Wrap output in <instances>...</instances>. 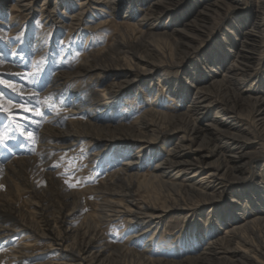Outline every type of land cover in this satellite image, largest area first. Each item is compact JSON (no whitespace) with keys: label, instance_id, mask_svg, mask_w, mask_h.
<instances>
[{"label":"rangeland","instance_id":"rangeland-1","mask_svg":"<svg viewBox=\"0 0 264 264\" xmlns=\"http://www.w3.org/2000/svg\"><path fill=\"white\" fill-rule=\"evenodd\" d=\"M93 58L101 68L131 63V70L74 75ZM124 80L132 81L128 89L135 93L110 99L108 89ZM202 90L210 92L207 100L200 99ZM261 103L264 0H0V229L17 218L44 229L60 213L75 211L68 198L79 192L75 201L82 210L69 241L77 230L95 233L108 248L100 264H264ZM159 112L164 119L154 116ZM87 122L110 128L90 131ZM84 125L107 139L125 135L119 126L134 127L142 141L98 148L83 136L71 143L66 127ZM172 127L176 132H163ZM192 127L200 132L193 140ZM152 129L158 134L148 138ZM228 133L241 136L242 148L226 141ZM202 137L212 142L196 151ZM241 152L244 158L232 160ZM197 153L207 156L195 176L169 166ZM159 164L163 176L151 178L160 174ZM237 164L234 177L208 181L218 166ZM126 165L133 176L115 180ZM190 186L215 192L199 196L185 189ZM108 199L133 210L145 201L168 209L159 219L110 214ZM237 221L254 222L229 236ZM23 233L0 238V264H19L14 250L21 242L31 254L21 264L69 262L47 241Z\"/></svg>","mask_w":264,"mask_h":264},{"label":"bare ground","instance_id":"bare-ground-1","mask_svg":"<svg viewBox=\"0 0 264 264\" xmlns=\"http://www.w3.org/2000/svg\"><path fill=\"white\" fill-rule=\"evenodd\" d=\"M98 1V0H97ZM160 1V0H159ZM110 2V1H109ZM100 4H101V2H100ZM164 5V4H163ZM26 6V5H25ZM195 13V12H194ZM194 16V15H193ZM81 17V16H80ZM72 26V25H71ZM249 33V32H248ZM182 36V35H181ZM190 36V35H189ZM188 37V35L187 36H185V37H183L184 38V40H186V38ZM254 38V37H253ZM251 39V38H250ZM188 40V39H187ZM186 40V41H187ZM246 42V41H245ZM182 45H184V46H186V47H188V44L186 43V42H184V43H182L181 44V46ZM243 45V44H242ZM183 46V47H184ZM244 46V45H243ZM180 47V46H179ZM189 48V47H188ZM241 48V47H240ZM247 48V47H246ZM182 49V48H181ZM183 49H185V48H183ZM242 49V48H241ZM247 52V51H246ZM250 52V51H249ZM242 54V57H244V53H241ZM102 56V55H101ZM239 56V55H238ZM241 56V55H240ZM248 55H246V58H248L247 57ZM137 58L142 62V63H144V62H146V63H152V64H155L154 62H150V61H148V60H146V58L144 59L143 57H141V56H137ZM241 58V57H240ZM239 58V59H240ZM95 58H93V60L92 61H90V62H85L84 63V65H82V67H80V70H78V71H74L75 73H74V75L75 76H80V75H82V73H85V72H90V71H92V70H96V69H107V70H109V71H130L131 70V67L130 66H132L131 65V63L129 64V63H123V64H120L119 66L118 65H115V64H110V65H104V66H102V68L101 67H98L97 65H92V64H94L95 63ZM237 60V59H236ZM94 61V63H92ZM101 61V60H100ZM246 61V60H245ZM247 61H249V60H247ZM246 61V62H247ZM239 62H241V61H239ZM89 63V64H88ZM98 63V62H97ZM238 63V62H237ZM243 63V62H242ZM240 65V64H239ZM239 65H237L236 67H238ZM152 67H151V70L153 69V65H151ZM241 66V65H240ZM245 67V66H244ZM243 67V68H244ZM139 68V67H138ZM238 68H241V67H238ZM155 69V68H154ZM231 69V68H230ZM229 70V69H228ZM234 70H235V68H234ZM233 72H235V71H233ZM107 73V72H106ZM112 73V72H111ZM114 73V72H113ZM135 73V72H134ZM133 73V74H134ZM227 73V72H226ZM228 74H230L229 72H228ZM234 74V73H233ZM111 75V74H110ZM136 76V75H135ZM106 77H107V75H106ZM109 78V77H108ZM110 78H112V77H110ZM125 78V77H124ZM128 78V77H127ZM126 78V79H127ZM132 81L131 80H124V81H122V83H117V84H112L111 85V87L108 89V95H109V97H110V99L111 98H114V96L116 95V94H119L118 92H127V94L128 93H135V91L134 90H132V89H128V88H130V85L132 84L131 83ZM234 83V82H233ZM109 86V85H108ZM113 87H115V88H113ZM201 89V88H200ZM204 94H203V93ZM202 92H201V96H203V97H201L200 99L201 100H207V95H209V91H205V90H202ZM209 92V93H208ZM196 95V94H195ZM199 95V94H198ZM194 97V96H193ZM196 97V96H195ZM198 99V98H197ZM197 101V100H196ZM195 101V102H196ZM198 102V101H197ZM214 102V101H213ZM203 103V102H202ZM199 104V103H198ZM257 104V103H256ZM200 105V104H199ZM202 105V104H201ZM260 105V104H259ZM78 106V105H77ZM194 106V105H193ZM203 106H204V104H203ZM205 106H206V104H205ZM227 106V105H226ZM261 107H260V109H259V111H258V116H260V115H264V104L263 103H261V105H260ZM104 107V106H103ZM199 107V106H198ZM229 107L230 108H232L231 106H230V104H229ZM150 109H152V108H150ZM200 109V108H199ZM204 109V108H203ZM228 110H229V108H227ZM256 109H257V107H256ZM231 111H232V109H230ZM147 111V110H146ZM157 111V110H156ZM224 112H226V111H224ZM233 112V111H232ZM224 114V113H223ZM230 114V113H229ZM225 115H226V113H225ZM231 115V114H230ZM142 116H145V114L144 115H142ZM154 116H162V118L164 117V115L163 114H161L160 112L159 113H156V114H154ZM227 116V115H226ZM232 117V116H231ZM141 118V117H140ZM161 118V119H162ZM164 119V118H163ZM227 120V119H226ZM140 121H141V119H140ZM139 121V123H141ZM143 121V120H142ZM191 123V122H190ZM222 124V123H221ZM232 124V123H231ZM86 125H89V126H91L90 127V131L92 130V129H98V130H108L110 127L109 126H99V125H96L95 123H91V122H87L86 123ZM86 125H84L85 126V128H81V130H75V129H72L71 128V126L69 127V128H67L66 127V129H68L67 130V132H69V134L67 135L68 136V139L71 141V143L73 142V141H75V140H78L80 137H83V136H87L88 138L90 137L91 138V140L92 141H94V144L96 145V147H103L104 148V142H106L105 144L108 146L109 144H112L114 147H115V145H119V144H122V143H126V142H130V141H139V142H141L142 140H141V138H142V136L141 135H139L138 133H135V130H134V127H132V128H130V127H124L123 125L122 126H119V128L118 129H116V130H118L119 131V133H124L125 135H123V137H112L111 139H107V138H105L104 137V135L103 136H96V135H92V133H90V132H88L87 131V126ZM142 125V124H141ZM217 125V124H216ZM83 126V127H84ZM171 126V125H170ZM195 126V125H194ZM209 126V125H208ZM218 126V125H217ZM138 127V126H137ZM136 127V128H137ZM199 127V126H198ZM209 128V127H208ZM218 128H219V126H218ZM115 129V128H114ZM217 130V129H216ZM138 131H140V130H138ZM151 131V133H150V135H149V137L148 138H154V137H156V135L158 134V133H156V132H158V130H150ZM212 131H213V129H212ZM228 131V130H227ZM107 132V131H106ZM128 132H130V133H128ZM137 132V131H136ZM163 132H170V133H173V132H176L175 131V128H170V129H168V130H165V131H163ZM207 132V131H206ZM214 132H215V130H214ZM229 132V131H228ZM100 133V132H99ZM199 129L197 128V127H192V129H191V131H190V133H189V135H190V139L191 140H193L194 139V137H196V136H198L199 135ZM219 133V132H218ZM224 133V132H223ZM227 133V132H226ZM207 134V133H206ZM108 135V134H107ZM187 135V134H186ZM188 135V136H189ZM225 135V134H224ZM239 135V134H238ZM238 135H236V133H228L227 134V139H226V141L229 143V144H231V145H238V147H241L242 145H243V143L244 142H241L240 141V137L238 136ZM111 136H113V134H111ZM151 136V137H150ZM213 137V136H212ZM244 137V136H243ZM242 137V138H243ZM110 138V137H109ZM219 138H221V137H219ZM188 139V138H187ZM213 139V138H212ZM244 139V138H243ZM211 140L208 138V137H205V138H201L200 139V143L196 146V151H200V150H202V147H203V145H210V143L212 142H210ZM226 141H224L225 143H227ZM245 141V140H244ZM188 142H189V140H188ZM131 143V142H130ZM222 143V142H221ZM224 143V144H225ZM133 144V143H132ZM141 144V143H140ZM186 144V143H185ZM184 144V145H185ZM126 145V144H125ZM124 145V146H125ZM131 145V144H130ZM142 145V144H141ZM189 145V144H188ZM119 146H121V145H119ZM127 146V145H126ZM179 146V145H178ZM114 147H112L113 149H114ZM135 147V146H134ZM205 147V146H204ZM237 147V148H238ZM122 148H124V147H122ZM181 148H183V146H180V149ZM242 148V147H241ZM117 149V148H116ZM98 150V149H97ZM122 150V149H121ZM186 150V149H185ZM228 150V149H227ZM120 151V150H119ZM224 151V150H223ZM238 151V150H237ZM114 152V151H113ZM211 152H214L213 150H211ZM229 152V151H228ZM232 152V151H231ZM231 152H229V155L231 154ZM233 153V152H232ZM96 154V153H95ZM227 154V153H226ZM234 154V153H233ZM179 155V154H178ZM225 155V154H224ZM228 155V154H227ZM207 156V154H201V153H197L196 154V156L195 157H193L191 160H182V159H180L178 162H172L171 161V164H169V166H171V168L172 167H179L180 169H179V171H188V170H190L191 172H192V174H194V176H195V174H196V172L198 171V169H200V167H201V164H206L205 163V157ZM231 156V155H230ZM244 156V153H240V154H238L237 156H234L233 158H232V160H234V161H238V160H241L242 159V157ZM157 157V156H156ZM172 157V156H171ZM191 158V157H190ZM222 158V157H221ZM227 158V157H226ZM229 158V157H228ZM227 158V159H228ZM244 158V157H243ZM135 159V158H134ZM188 159V158H187ZM226 159V160H227ZM167 160V159H166ZM135 161V160H134ZM133 161V162H134ZM165 161V159L163 160V162ZM170 161V160H169ZM177 161V160H176ZM223 161V160H222ZM128 162H129V160H128ZM132 162V161H131ZM35 163V162H34ZM170 163V162H169ZM226 163V162H225ZM232 163V162H231ZM240 163V162H239ZM126 164V163H125ZM158 164V163H157ZM224 164V163H223ZM39 165V164H38ZM129 165H132V164H130V162H129ZM129 165L127 166H125L123 169H120V170H117L115 173H117V175H115L116 176V178H115V180L117 179V181L118 180H121V179H123V177L124 176H130V177H132L133 176V174H132V172H130L129 171ZM208 165V164H207ZM229 165V164H228ZM206 166V165H205ZM238 164L237 165H234V166H232V167H227V165H223L222 167H220V166H218L217 167V169H219L220 171L219 172H221L222 171V173H219L218 172V170H212V171H210V172H208V181L210 182V183H212V182H215V181H217V179H219L218 178V176H220V175H222V176H231V177H234V174L235 173H237V171H238ZM212 167V166H211ZM241 167V166H240ZM173 168V169H174ZM117 169V168H116ZM134 169V168H133ZM169 169H170V167H169ZM155 170L156 171H158V172H160V174H153V176L151 177V178H158L159 176H163V174H162V172H163V166L162 165H157L156 167H155ZM175 170V169H174ZM202 170V169H201ZM211 170V169H210ZM240 170V169H239ZM136 171V170H135ZM196 171V172H195ZM241 171V170H240ZM1 172V171H0ZM4 172V171H3ZM120 172H122V174H118V173H120ZM128 172V173H127ZM166 172V171H165ZM168 173V172H167ZM181 173V172H180ZM200 173V172H199ZM1 174V173H0ZM111 174V173H110ZM182 174V173H181ZM4 175V174H3ZM112 175V174H111ZM155 175H157V176H155ZM169 175V174H168ZM239 175V174H238ZM189 176V175H188ZM199 176V175H198ZM189 177H191V176H189ZM127 177H125V179H126ZM169 178V177H168ZM159 179V178H158ZM202 180H206L205 178L203 179H200V181H202ZM121 181H123V180H121ZM197 181V180H196ZM207 181V180H206ZM208 182V183H209ZM219 182V181H218ZM190 183V182H189ZM200 183V182H199ZM198 183V184H199ZM187 184V183H186ZM191 184V183H190ZM190 184H188V185H190ZM214 184V183H213ZM129 185V184H128ZM200 185V184H199ZM165 186V185H164ZM185 186H187V185H185ZM192 186V185H191ZM191 186L190 187H186L185 189L187 190V191H190L191 193H194V194H196V195H199V196H206V197H210V196H212V194H214V190L212 189L211 190V192H207V191H205V190H203V189H199V188H197L198 190H196V189H194V188H191ZM129 187V186H128ZM197 187V186H196ZM105 189V188H104ZM184 189V188H183ZM73 192V191H72ZM104 192V191H103ZM74 193V192H73ZM71 194L72 195V197H69L68 199H71V201L73 202V204L75 205H73L75 208H71V209H75V211L73 212V211H68L66 214H63L62 215V213H60V215L57 217V219L52 223V224H50L49 222H46L45 223V228L44 229H41V230H38L37 228H35L34 226H32L30 223H27L26 221H24L23 219H19L18 220V218H17V220H15L14 222H15V224L16 225H14L13 227H11V228H9V227H7L6 229L4 228H2V229H0V238H4V237H6V236H8V235H10V233L12 232V233H19V232H24L23 234H25V236H23L24 238H30V237H32V236H37L38 237V239H36L35 241H38L39 240V238H42V240H45V241H47V243H48V249L49 250H54V249H56L58 252L59 251H61V256H65V258L67 257V258H69V262L68 261H59L57 264H100L99 262V257L100 256H102V254H103V252L106 250V249H108L107 247H104V245L105 244H103V243H101L100 242V237H98L95 233H91V232H89L88 230H85L84 232H82L81 234H80V231H78L77 230V232H75L74 233V237H73V240L72 241H69V239H70V236H72V230H74L75 228L72 226V224H73V219L74 218H76L78 215V213L82 210L81 208H79L78 206H77V203H78V201H75V199H77L78 198V195H80V193L79 192H77V193H75V194H78V195H74V194ZM107 194H111V195H114V194H116L115 192H108ZM120 194V193H119ZM70 195V196H71ZM126 196H129L130 197V195H131V193L128 191L126 194H125ZM67 196V195H66ZM67 199V200H68ZM66 200V201H67ZM66 201H64L63 202V206L65 207V205H66ZM129 202H131V200H128ZM133 202V201H132ZM107 204H108V209H106V211L107 212H110V214L112 213H114V212H116V213H122V214H128V215H132L133 217H138L139 216V214H145V216H147V217H154V216H156L157 218L158 217H160L161 215H163V212H166L167 211V209H168V206H161V207H156L155 205H154V203H152V202H149V203H147V201H145V206L142 208V209H138V210H133V208H123L122 206H121V204L119 203V202H116L115 200H110V199H108L107 200ZM171 204V203H170ZM71 205V204H70ZM104 205V204H103ZM80 206V205H79ZM103 207V206H102ZM120 207H122L123 209H121ZM172 207H179V205L178 204H176V202H174V204H173V206ZM38 208H40L41 210H44L43 209V207L42 206H40L39 205V207ZM103 210V209H102ZM105 212V211H104ZM104 212H102L103 214H104ZM106 213V212H105ZM109 214V213H108ZM40 215V214H39ZM107 215V214H106ZM110 216V215H109ZM102 217H103V215H102ZM104 217H106L105 215H104ZM140 217V216H139ZM86 218V217H85ZM233 218V217H232ZM129 219H130V217H129ZM134 219V218H133ZM137 219V218H136ZM159 219V218H158ZM85 220V219H84ZM84 220H82L81 221V223L77 226V229H79L80 227H82L83 225H82V222H85ZM154 220H155V218H154ZM232 220H234V218L232 219ZM235 221V220H234ZM142 222V221H141ZM144 222V221H143ZM150 222V221H149ZM159 222V221H158ZM254 221H252V222H250V223H247V224H244V225H242V224H239L238 223V221L237 222H233V224H231V227L228 229V231L226 232V233H228L229 234V236H234L235 237V235L237 236V234L244 228V230H245V228H247V227H249L250 225H252V223H253ZM86 223H87V221H86ZM157 223V222H156ZM10 224V223H9ZM84 224V223H83ZM137 224V223H136ZM12 225V224H11ZM85 225V224H84ZM44 226V225H43ZM86 226V225H85ZM84 226V227H85ZM147 232V231H146ZM143 233V232H142ZM80 234V240H76V237L78 236ZM138 234V233H137ZM146 234V233H145ZM139 235V234H138ZM11 236V235H10ZM136 236V235H135ZM232 236V237H233ZM9 237V236H8ZM226 237V236H225ZM7 238V237H6ZM222 241V240H221ZM100 243V244H99ZM28 244L27 243H20L18 246H16V248H15V250H14V252L15 253H17L18 254V259H17V263H19V264H21L20 263V261H21V259L23 260V258L25 257V256H30L29 255V253H25L24 252V248L27 246ZM209 246V245H208ZM95 247H99L98 249L96 248L95 249ZM213 247H215V246H213ZM39 249V248H38ZM211 249V248H210ZM114 250V249H113ZM216 251H219V250H216ZM243 251V250H242ZM116 252V251H115ZM211 252V251H210ZM124 253V252H123ZM123 253H122V255H123ZM126 253V252H125ZM213 253H216V252H213ZM220 253V252H219ZM211 254V253H210ZM127 255V254H126ZM32 257V256H31ZM255 261V262H254ZM249 262H251V264H256L257 262H256V260H250ZM45 264V263H44ZM46 264H51V263H46Z\"/></svg>","mask_w":264,"mask_h":264},{"label":"snow or ice","instance_id":"snow-or-ice-1","mask_svg":"<svg viewBox=\"0 0 264 264\" xmlns=\"http://www.w3.org/2000/svg\"><path fill=\"white\" fill-rule=\"evenodd\" d=\"M39 114V113H38ZM66 183H67V181H66ZM70 186H72V185H70Z\"/></svg>","mask_w":264,"mask_h":264}]
</instances>
